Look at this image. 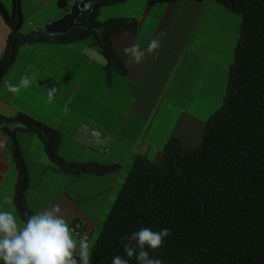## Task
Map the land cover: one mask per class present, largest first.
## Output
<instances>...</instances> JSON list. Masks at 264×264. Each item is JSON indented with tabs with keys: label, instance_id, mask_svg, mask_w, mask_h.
<instances>
[{
	"label": "crops",
	"instance_id": "obj_1",
	"mask_svg": "<svg viewBox=\"0 0 264 264\" xmlns=\"http://www.w3.org/2000/svg\"><path fill=\"white\" fill-rule=\"evenodd\" d=\"M45 1L26 8L21 0L22 27L27 25L30 29L21 31L23 34L44 30L80 0H65L66 7L58 4L48 13ZM127 1L103 5L97 16L102 8L119 7ZM181 1L155 5L147 2L138 14L134 11L97 20L137 21L136 31L120 32L112 37L113 47L125 64L124 75L108 73L107 59L87 41L81 45L77 44L80 41L72 44L49 41L19 46L13 65L0 82V115L13 118L22 113L58 132L61 139L57 153L66 162L116 166L113 172L104 175L61 171L48 159L36 133L18 130L16 142L28 175L24 204L30 213L59 204L70 226L78 225L91 240L97 225L108 215L106 212L103 216L101 206L113 205L117 190L137 157L160 164L164 146L170 139L183 140L179 142L187 149L201 144L206 121L220 108L224 96L219 98L221 90L204 93L198 89L203 72L212 63L195 46L197 24L190 32L189 19H182L181 11L187 4V8L197 9L201 3ZM0 3L6 9L4 0ZM9 33L0 15V56ZM154 38L160 40L161 46L155 53L146 55L141 64L131 62L125 55L124 48L139 44L146 49ZM229 65L224 66L226 74ZM190 71L192 76L188 79ZM32 73L37 74L38 85L22 89L19 95L6 90V79L17 84L21 76ZM54 81L59 83L60 91L52 104H46L43 86H51ZM69 97L73 99L65 113L63 107ZM81 125L102 134L106 152L95 151L83 142L77 132ZM182 127L185 130L181 135L185 133L186 137L178 139L177 132ZM193 138L196 142L189 144ZM17 178L12 145L0 126V210L14 209L22 218L15 201Z\"/></svg>",
	"mask_w": 264,
	"mask_h": 264
},
{
	"label": "trees",
	"instance_id": "obj_2",
	"mask_svg": "<svg viewBox=\"0 0 264 264\" xmlns=\"http://www.w3.org/2000/svg\"><path fill=\"white\" fill-rule=\"evenodd\" d=\"M12 1L10 12L0 3V15L10 29L0 56V82L19 46L49 41H87L107 59L108 73H126L112 37L136 31L135 19L98 22L99 8L108 3H96L90 14L77 21L97 29L76 27L63 35H48L41 29L23 34L21 0ZM177 1L148 0V4ZM212 1L241 18L222 104L207 119L199 146L187 149L170 139L160 164L145 157L134 160L91 247L92 264H112L115 255L125 256L121 237L141 227L170 229L165 245L152 253L164 264H264V0ZM59 5L67 4L61 0ZM0 126L12 145L18 172L15 201L23 219L32 213L24 204L28 175L16 142L18 130L36 133L48 159L61 171L104 175L116 169L115 165L62 160L57 153L60 134L22 113L13 118L0 115Z\"/></svg>",
	"mask_w": 264,
	"mask_h": 264
},
{
	"label": "clouds",
	"instance_id": "obj_3",
	"mask_svg": "<svg viewBox=\"0 0 264 264\" xmlns=\"http://www.w3.org/2000/svg\"><path fill=\"white\" fill-rule=\"evenodd\" d=\"M161 46L159 39H152L146 49L139 44L124 48L131 62L139 65L146 55L155 53ZM38 85L37 74H25L17 84L7 79L4 86L9 93L19 95L21 90ZM59 83L45 84V103L52 104L60 91ZM66 101L63 111H69ZM172 235L170 229L153 231L150 227H141L138 231L121 237L125 256L115 255L112 264H164L162 259L153 258L165 245L166 238ZM151 250V252L149 251ZM0 261L3 264H92L91 242L86 234H79L70 226L59 204L28 215L26 219L18 217L15 210H0Z\"/></svg>",
	"mask_w": 264,
	"mask_h": 264
},
{
	"label": "rangeland",
	"instance_id": "obj_4",
	"mask_svg": "<svg viewBox=\"0 0 264 264\" xmlns=\"http://www.w3.org/2000/svg\"><path fill=\"white\" fill-rule=\"evenodd\" d=\"M42 1L45 0H24V5H26V8H32L36 5L41 4ZM60 1L61 0H49L47 2L45 1L47 5L45 11L47 13L48 11L50 12L56 5L60 3ZM147 2L148 0H128L124 5H121L119 7L113 6L111 8H102L101 14L97 16V20H103L108 15H112L115 17L133 14L134 11L135 14H138L143 11V8L147 5ZM181 2L186 3L183 2V0ZM188 3L193 2L188 1ZM199 3H201L199 4L201 6H197V9L187 8V4L186 6H184V11H181L182 19H189L190 32H192V27L196 26L197 24L198 27L196 38L198 39V41L195 43V46L197 47V50L199 52H202L204 53V55L208 56L210 58V62L212 63L207 67L205 72H203L202 77L199 81L198 89L204 93L209 92V90H221L219 98L222 99L223 96H225L227 84V74L224 71V66L228 63H231L233 60V53L238 39L241 18L239 15L228 11L226 8H224V6L212 0H203ZM4 4L7 11H12V0H4ZM27 30H30L27 25H25L21 29V31L23 32H27ZM84 43L87 42L80 41L77 44L81 45ZM191 76L192 73L190 71L189 75H187L188 79H191ZM184 130L185 128L182 127L181 131L177 132L178 139L181 136L186 137L185 133L181 135ZM179 141L183 142V140L181 139H179ZM188 142L189 144L195 143L196 138L190 139ZM118 191L119 190H117V192ZM99 206H101V204H99ZM110 206L112 205L104 204L101 206L103 216L106 215V212H108L109 214L111 208ZM104 220L102 219L101 223H99V225H97V228L94 230V234L90 240L91 247L98 236Z\"/></svg>",
	"mask_w": 264,
	"mask_h": 264
},
{
	"label": "water",
	"instance_id": "obj_5",
	"mask_svg": "<svg viewBox=\"0 0 264 264\" xmlns=\"http://www.w3.org/2000/svg\"><path fill=\"white\" fill-rule=\"evenodd\" d=\"M113 0H80L74 2L67 13L59 19L52 21L44 27V32L48 35H63L76 27L94 28L97 26H88L79 23L77 20L80 16H86L91 13L92 7L96 3H110Z\"/></svg>",
	"mask_w": 264,
	"mask_h": 264
},
{
	"label": "built area",
	"instance_id": "obj_6",
	"mask_svg": "<svg viewBox=\"0 0 264 264\" xmlns=\"http://www.w3.org/2000/svg\"><path fill=\"white\" fill-rule=\"evenodd\" d=\"M77 132H78V136H80L83 142H85L90 148H92L95 151L106 152V149L103 147V137L99 131L87 125H81L78 127ZM73 228L75 229L76 233L79 234L83 233L81 229H79L78 225H74Z\"/></svg>",
	"mask_w": 264,
	"mask_h": 264
}]
</instances>
